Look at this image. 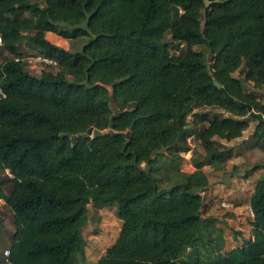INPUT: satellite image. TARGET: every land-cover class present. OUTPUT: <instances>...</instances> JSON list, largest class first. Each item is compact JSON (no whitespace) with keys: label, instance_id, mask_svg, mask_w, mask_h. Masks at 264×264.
I'll return each mask as SVG.
<instances>
[{"label":"trees","instance_id":"1","mask_svg":"<svg viewBox=\"0 0 264 264\" xmlns=\"http://www.w3.org/2000/svg\"><path fill=\"white\" fill-rule=\"evenodd\" d=\"M48 31L88 39L71 50ZM0 35V198L13 211L0 264H86L85 197L117 202L123 221L96 264H183L207 227L202 182L181 169L193 130L204 124L199 166L219 168L234 152L217 138L253 128L264 144V120L247 106L264 114V103L245 86L264 90V0H0ZM28 54L57 64L34 73L21 59ZM114 110V131L131 138L110 131ZM92 127L108 133L65 135ZM163 145L165 153H153ZM250 204L253 236L209 264H264V175Z\"/></svg>","mask_w":264,"mask_h":264},{"label":"rangeland","instance_id":"2","mask_svg":"<svg viewBox=\"0 0 264 264\" xmlns=\"http://www.w3.org/2000/svg\"><path fill=\"white\" fill-rule=\"evenodd\" d=\"M53 35L55 36V40H51L54 41V43L56 40H60L56 43H60V45L71 50L81 49L84 42L88 39L87 37H81L78 39L65 38L57 33ZM196 49L205 50L208 57L211 55L205 46H196ZM32 71L37 74L41 73V69H32ZM236 74L239 77H243L242 71H238ZM245 86L248 91H254L259 99H261L264 103V90L255 89L254 84L251 81H246ZM200 111L208 112L210 116L220 114L221 112V110L216 107H203ZM203 125L204 124L199 125V127L197 126L196 129L193 130V135L190 136L191 141L189 144L191 145V152L187 153L186 151L181 153L183 155V159L181 160V169L193 174L197 183L202 182L199 192L201 195L205 196V200L209 199V204L206 205L207 209L205 206L202 211V216L208 212L207 210L209 207H214L223 212L227 211L224 215L229 216L228 214L235 211L234 209L238 206L234 191L231 192L232 189L236 188L235 183L238 184L239 181H242L241 179H244V182L246 183L245 186L247 187V197L249 198L252 194L251 186L255 183L254 180H257L260 176L264 175V144H256L255 138L251 136L253 128L246 130L243 137L232 142L217 138L223 146L234 147V152L227 160L219 165V168H216L218 165L217 163L214 165L212 163H206L199 166L197 162L205 160L206 157L205 150L201 146L197 137L198 129H200ZM252 125H254V123H252ZM257 164L260 165L259 169L255 170L248 177L251 179L250 181H246L244 176L245 173ZM169 173L170 169L167 168L162 169L161 172H157V175L161 178V184L164 187L170 185V181H168L167 178ZM235 175H237L236 180H233ZM248 182L251 184L250 186L248 185ZM222 184L225 186L222 187ZM227 187L231 190H227ZM224 202L226 203L225 206H223ZM248 202L249 201L247 199L246 203ZM86 205L90 212L89 221L84 227V234L87 239L86 253L89 255V261L93 259L94 262L96 257L101 255L103 252L105 253L106 250L115 243L120 234L123 221L118 214L117 202L108 205H94L92 201H89ZM250 205L251 204L245 206H247V213H249V217L253 218L250 211ZM230 218L231 219H227L226 222L231 225L235 221L233 216ZM12 229V214H10V209L6 207L2 210V212H0V230L2 231V236L0 237V258L4 255L3 250L6 246V242L8 240L12 241ZM5 235H7L6 241L4 238ZM216 235L217 233L210 238L208 237L207 232H202L195 246L188 249L190 252L186 250L185 252L188 253L182 255V258L185 260L183 264H209L214 261L216 257L222 255V251H225L227 248L223 249L219 252V254L216 253V251H218L215 249L218 242V237L216 238ZM214 255L216 256L214 257Z\"/></svg>","mask_w":264,"mask_h":264},{"label":"crops","instance_id":"3","mask_svg":"<svg viewBox=\"0 0 264 264\" xmlns=\"http://www.w3.org/2000/svg\"><path fill=\"white\" fill-rule=\"evenodd\" d=\"M53 34H56V33L52 32V31H48L47 37L50 40L51 39L55 40V36ZM59 41L56 40L55 43L59 42ZM59 45H60V43H59ZM237 139H234V140H237ZM234 140H230L228 142H232ZM236 177H237V175L234 176L233 180H236ZM241 180L242 181H239L238 184L235 183V187H236L235 189L231 190V189H228V187H227V190H229V191L231 190V192L234 191L235 198H237V205L238 206L234 209L235 211H233L232 213H229L228 214L229 216H225L224 214H226L227 211L223 212V211L218 210L214 207H209L207 210L208 212L206 214H204V216H203L207 220V227L203 232L204 233L207 232V235L210 238H212L213 235L215 233H217L216 238L218 237V242L216 244L217 247L215 248L216 250H218V251H216L217 254H219V252H221L223 249L227 248L225 251H222V254H225L228 251H230L231 249H233L234 247L243 245V243L246 239H249L253 236L252 225H251L252 219H251V217H249V213H247V206H245V205L250 204L251 196L249 198L247 197V193H246L247 187L245 186L246 183L244 182V179H241ZM245 180L250 181L251 179L245 178ZM252 180H254V179H252ZM254 181L256 182V179ZM248 185L250 186L251 184L248 182ZM11 186L12 185H8L6 187V189H5L6 192L9 193L11 191V189H12ZM223 186H225V185L222 184V187ZM254 186H255V183L252 184V186H251V192L252 193L254 190ZM233 188H234V184H233ZM213 192H214V189H213ZM247 199L249 201L248 203H246ZM208 201H209V199H206L205 206L209 204ZM205 206H204V208H205ZM6 207H8V205L6 204V201L3 198H0V212H2V210H4ZM250 208H251V205H250ZM206 209H207V206H206ZM10 214H12V221H13V211L11 209H10ZM232 216L234 217L235 222H233L230 225L226 222V220L231 219L230 217H232ZM232 220H233V218H232ZM231 230H232V232H231ZM1 236H2V231L0 230V237ZM4 238L6 241L7 235H5ZM11 243H12V241L8 240L6 242V246H5L3 251L8 249L10 247ZM188 252H190V251H188ZM188 252H185L184 255L187 254ZM103 254H104V252L101 255H99L98 257H96L94 262H93V259H91V261H89V255H87L88 256V262L86 264H90V263L96 264L98 259ZM215 256L216 255H214V257Z\"/></svg>","mask_w":264,"mask_h":264},{"label":"water","instance_id":"4","mask_svg":"<svg viewBox=\"0 0 264 264\" xmlns=\"http://www.w3.org/2000/svg\"><path fill=\"white\" fill-rule=\"evenodd\" d=\"M212 54L209 55V61L212 59ZM215 84L220 87L224 92L225 94L227 95L228 98L230 99H233V96L231 94L228 93V91L226 90V88L220 83L219 80L215 79ZM248 108L251 110V113L250 115L256 119H258L259 121H263L264 120V114L262 112H259V111H255L253 109V107L250 105V104H247ZM118 115H120V111L118 110H114V113L113 115L111 116V123H110V131L113 132V133H119V134H123L129 138H131V134L128 132V131H120V132H115L114 131V127H115V121H114V118L117 117ZM132 128V126H131ZM108 133V130H99V129H94L93 127L90 128L88 131L86 132H83L81 134H70V133H66L65 135H70L73 139V141H77L81 136L83 137H89L91 135H94V136H102L104 134H107ZM167 151V147L165 145L162 146V149L160 150H153V153L154 154H157V153H165ZM146 171H150L151 170V166L148 165L146 168H145ZM178 186V185H177ZM185 190H186V187L187 185L185 184ZM199 194V193H197ZM90 201V198L89 197H85L83 198L82 200V204L84 206H87V202Z\"/></svg>","mask_w":264,"mask_h":264},{"label":"built area","instance_id":"5","mask_svg":"<svg viewBox=\"0 0 264 264\" xmlns=\"http://www.w3.org/2000/svg\"><path fill=\"white\" fill-rule=\"evenodd\" d=\"M2 45H3V38L2 36L0 35V64H1V49H2ZM19 58H17L18 60ZM22 60H24L27 65H28V68L30 70L32 69H36V70H39L42 68V65H50V64H57V61L51 57H48V56H45L43 54H28L24 57L21 58ZM191 141V137H189V142ZM191 149V148H190ZM191 150H188L187 153H190ZM5 173L12 176V172L9 170V169H6L5 170ZM2 174V171H1V167H0V176ZM225 206V202L223 203ZM250 211H251V214L254 215L253 211H252V208H250ZM5 255L8 256L10 254V250L9 249H6L4 251Z\"/></svg>","mask_w":264,"mask_h":264}]
</instances>
